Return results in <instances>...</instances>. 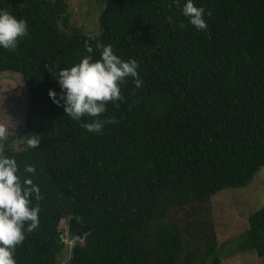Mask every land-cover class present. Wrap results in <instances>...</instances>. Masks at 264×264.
Masks as SVG:
<instances>
[{
  "label": "trees",
  "instance_id": "obj_1",
  "mask_svg": "<svg viewBox=\"0 0 264 264\" xmlns=\"http://www.w3.org/2000/svg\"><path fill=\"white\" fill-rule=\"evenodd\" d=\"M184 2L105 0L100 32L90 35L69 27L65 0H0L29 28L14 50L0 48V71L19 73L27 92L24 147L10 148L7 138L0 153L15 157L42 193L33 196L39 226L25 231L17 264H59L60 221L70 216L89 230L65 264H221L204 224L205 248L189 247L200 213L192 206L247 186L264 166V0H195L210 12L206 30L188 22ZM98 41L136 59L142 85L126 77L123 99L100 115L112 122L92 133L49 90L59 98V68L99 59ZM33 135L41 140L29 148ZM180 209L191 218L185 226L172 216ZM240 249L264 259V205L248 217Z\"/></svg>",
  "mask_w": 264,
  "mask_h": 264
},
{
  "label": "clouds",
  "instance_id": "obj_2",
  "mask_svg": "<svg viewBox=\"0 0 264 264\" xmlns=\"http://www.w3.org/2000/svg\"><path fill=\"white\" fill-rule=\"evenodd\" d=\"M182 13L197 30L208 28L205 17L210 12L202 5L198 6L195 0H185ZM28 34L25 19L0 9V48L14 50L20 38ZM96 47L100 49L99 59L83 56L79 63L59 68L58 73H53L61 89L59 98L54 89L49 90L53 102L62 104L71 119L80 121L82 127L92 133L102 131L106 123L112 122L100 119V115L106 111L108 101L115 103L123 99L120 85L126 77L134 78L137 87L142 85L136 59H122L110 44L98 41ZM86 48L89 53L94 51L91 45H86ZM82 117L95 119L83 122ZM4 133L5 129L0 128V138ZM40 140L38 135H33L27 139V145L36 148ZM23 171L35 175L36 168L25 164ZM33 196L37 201L42 199L39 185L33 182L31 176H21L15 157L0 153V264H17L15 250L24 241L25 231L31 232L39 226L40 207L38 203L33 205Z\"/></svg>",
  "mask_w": 264,
  "mask_h": 264
},
{
  "label": "rangeland",
  "instance_id": "obj_3",
  "mask_svg": "<svg viewBox=\"0 0 264 264\" xmlns=\"http://www.w3.org/2000/svg\"><path fill=\"white\" fill-rule=\"evenodd\" d=\"M69 16V27L79 29L84 34L98 35L99 17L105 6V0H65ZM27 92L22 77L17 72L0 71V128L5 129L0 138V149L9 139L12 149L24 147V138L20 135L25 116ZM264 205V166L253 176L251 182L242 188H229L218 192L204 204H198L200 213L194 218L191 231L203 227L206 232L213 231L216 245L221 247V264H264L263 258H257L250 251L240 249L242 233L248 227V217ZM188 206H186V209ZM173 219L185 226L191 218L186 219L183 210L172 214ZM65 248L59 256V264H65L70 256L74 242L67 240V219L60 221ZM198 231V230H197ZM203 234L199 230L197 238L191 239L190 248L202 246ZM205 240L208 236L205 235Z\"/></svg>",
  "mask_w": 264,
  "mask_h": 264
},
{
  "label": "water",
  "instance_id": "obj_4",
  "mask_svg": "<svg viewBox=\"0 0 264 264\" xmlns=\"http://www.w3.org/2000/svg\"><path fill=\"white\" fill-rule=\"evenodd\" d=\"M68 228H67V240L70 242L81 241L84 235L88 232L89 226L77 221L75 216H70L67 219ZM64 232L60 231V235L63 237Z\"/></svg>",
  "mask_w": 264,
  "mask_h": 264
}]
</instances>
